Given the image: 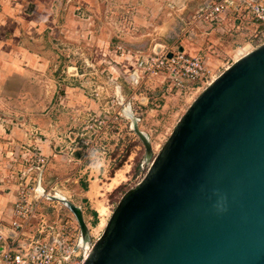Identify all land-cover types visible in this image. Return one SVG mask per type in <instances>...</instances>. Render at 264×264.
<instances>
[{
  "label": "rangeland",
  "instance_id": "374dc122",
  "mask_svg": "<svg viewBox=\"0 0 264 264\" xmlns=\"http://www.w3.org/2000/svg\"><path fill=\"white\" fill-rule=\"evenodd\" d=\"M191 1L175 9L167 25L123 21L108 27L75 19L67 32L55 34L49 83L30 88L29 100L0 106V193L13 192L15 199L19 193L41 196L47 205L48 197L61 193L82 212L88 248L97 241L123 195L145 177L194 100L240 56L264 44L261 33L249 39L255 26L212 32L194 19L205 0L197 8ZM115 10L111 16L119 20L124 8ZM120 44L132 53L116 51ZM174 45L209 56L206 76L179 96L168 93L164 74L146 63L155 49L161 53ZM137 130L148 134L150 153ZM94 152L100 154L96 167ZM57 199L63 216L79 222L74 210Z\"/></svg>",
  "mask_w": 264,
  "mask_h": 264
},
{
  "label": "water",
  "instance_id": "95a60500",
  "mask_svg": "<svg viewBox=\"0 0 264 264\" xmlns=\"http://www.w3.org/2000/svg\"><path fill=\"white\" fill-rule=\"evenodd\" d=\"M83 264H264V44L189 106Z\"/></svg>",
  "mask_w": 264,
  "mask_h": 264
},
{
  "label": "built area",
  "instance_id": "2783aa9c",
  "mask_svg": "<svg viewBox=\"0 0 264 264\" xmlns=\"http://www.w3.org/2000/svg\"><path fill=\"white\" fill-rule=\"evenodd\" d=\"M194 19L199 23L206 22L207 29L212 32H238L255 26L249 39L257 38L259 33L264 37V0H205ZM115 49L125 55L132 53L122 44ZM153 54L146 60V63L150 62L148 69L164 74L168 93L178 96L188 93L208 72L209 56L204 53L192 55L174 45L161 53L155 49ZM43 198L19 193L12 208V221H0L1 264L85 262L94 243L88 250L84 247L80 223L63 216L54 203L58 200L56 196L48 197L51 201L48 205Z\"/></svg>",
  "mask_w": 264,
  "mask_h": 264
},
{
  "label": "crops",
  "instance_id": "0c3cea01",
  "mask_svg": "<svg viewBox=\"0 0 264 264\" xmlns=\"http://www.w3.org/2000/svg\"><path fill=\"white\" fill-rule=\"evenodd\" d=\"M185 1L0 0V106L6 107L29 100L30 94L27 91L30 88L42 85L43 82L49 83L48 59L52 55L53 38L57 32H67L73 20H89L94 25L108 27L123 21L134 25L136 21L142 24L155 22L158 26L163 23L167 25L171 14L184 6ZM191 2V7H196L199 0ZM118 6H123L122 13H125L119 20L111 16ZM129 31L131 32L126 29V32ZM109 32L113 36V28H109ZM184 50L188 52V48ZM45 77L47 80H44ZM31 83L36 85H30ZM14 201L13 192L0 193L1 222L12 221Z\"/></svg>",
  "mask_w": 264,
  "mask_h": 264
},
{
  "label": "bare ground",
  "instance_id": "6f19581e",
  "mask_svg": "<svg viewBox=\"0 0 264 264\" xmlns=\"http://www.w3.org/2000/svg\"><path fill=\"white\" fill-rule=\"evenodd\" d=\"M156 50H160V49H156ZM169 55H170V54H169ZM245 55H246V54H244L243 56H245ZM137 56H138V57H137V60H138V63H139L140 57H139V55H137ZM148 56H149V55H147L146 58H148ZM243 56H240V58H242ZM170 57H171V56H170ZM240 58H239V59H240ZM239 59H238V60H239ZM146 70H148V69H146ZM146 70L144 69V71H146ZM137 71H138V70H137ZM137 74H138V76L135 75V79H136L137 83H139V82H140L139 79H140V75H141V74H140V72H138ZM210 84H211V83H210ZM134 121H135V119H134ZM137 127H138L137 124L134 125V128H135V129H137ZM142 132H143V134H144V135L148 138V140H149V136H148V134H147L146 132H144V131H142ZM149 142H150V140H149ZM91 193H92V192H91ZM56 197L59 198L61 201L64 200V202H65V203H66L71 209H74L75 205L72 204V203H70L69 200L66 198V196H64V195L61 194V193H57V194H56ZM78 208H79V207H78ZM101 211H104V208H102ZM101 215H102V214H101ZM104 222H105V221H104ZM89 233H90V232H88V230H87V232H85V234H83V237H82V243H83V245H84L85 248H86V247L88 248V243H87V245H86V240H89V235H90ZM89 248H90V247H89ZM89 248H88V249H89ZM88 249H87V250H88Z\"/></svg>",
  "mask_w": 264,
  "mask_h": 264
},
{
  "label": "clouds",
  "instance_id": "9594fccd",
  "mask_svg": "<svg viewBox=\"0 0 264 264\" xmlns=\"http://www.w3.org/2000/svg\"><path fill=\"white\" fill-rule=\"evenodd\" d=\"M99 156H100V154L98 152H94L92 154V166L93 167H96L98 165V163H99Z\"/></svg>",
  "mask_w": 264,
  "mask_h": 264
}]
</instances>
